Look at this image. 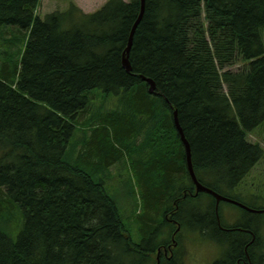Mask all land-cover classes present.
Masks as SVG:
<instances>
[{
  "label": "trees",
  "instance_id": "16d2710c",
  "mask_svg": "<svg viewBox=\"0 0 264 264\" xmlns=\"http://www.w3.org/2000/svg\"><path fill=\"white\" fill-rule=\"evenodd\" d=\"M39 1L0 0V264H157L161 247L159 264H182L185 218L222 246L212 264H264V213L235 239L210 193V208L185 211L205 192L174 121L198 180L240 201L230 194L264 159L248 139L264 126V0H146L130 71L141 0L90 13L71 2L44 18ZM95 90L115 108H92ZM125 157L145 190L141 242L106 188Z\"/></svg>",
  "mask_w": 264,
  "mask_h": 264
},
{
  "label": "rangeland",
  "instance_id": "374dc122",
  "mask_svg": "<svg viewBox=\"0 0 264 264\" xmlns=\"http://www.w3.org/2000/svg\"><path fill=\"white\" fill-rule=\"evenodd\" d=\"M40 1L36 13L40 17L44 18L47 13H50L55 10L65 9L70 1L76 3V5L81 7L84 11L92 12V10L98 9L106 0H40ZM8 30L15 31V28L9 27ZM3 49H6V47L2 45L0 41V52ZM14 49L16 48L13 47L12 50ZM237 67L238 65L235 66L234 69H237ZM100 93H101L100 90H95L92 92V94L90 95L92 100L90 106L94 109L97 108L101 109L102 106L106 103L105 108L108 111L114 109L117 96H114L116 98L112 99L109 98L110 96L109 97L104 96L101 95ZM248 139L250 142H259L264 147V126L262 128H258L254 133L250 134L248 136ZM78 141L79 140L75 138L74 142H77L76 144H78ZM125 160L127 162L126 168H121V166H118V168L116 166H112L111 169L114 172L116 170L118 171L114 174V178H111L110 181H108V183L106 184V188L110 193V195H112L113 198L117 201L120 212L124 218L123 220L125 226L131 233L132 238L135 241L141 242V240L143 239V238L140 239L141 235L144 237L145 234L148 232V230H145L146 226L143 224V221L138 219V215L136 213H139L141 210H144L143 195L145 194V190L143 187H141L142 185L140 183L139 177L135 175L136 168L134 169V166L130 165L127 157H125ZM260 181L261 183H259ZM263 183H264V159L261 162H259L255 167H253L251 172L248 174L247 179H245L243 186L241 185L238 186L235 189V191H233L232 194L230 195L237 197L242 203L245 202L254 207L261 208L264 206V192L258 190L259 187L263 185ZM127 189L132 190L131 196L129 194L126 195ZM212 203H213L212 196L203 193L202 196H200V198H192L190 203H188L185 206V211L188 212L195 210L194 207L197 204H201L199 205L201 208H210ZM219 206H220V219L227 227H231L229 228L230 230H233L234 232L237 233L235 239H238L239 236H241L240 231L238 230L239 227H236L237 225H241V224L245 225L246 223L256 225L259 222H256L257 217L255 216V214L264 213L258 209H253L252 207H251L252 211H255L257 213L248 211L246 210V208L238 204L231 203L229 201L226 202L223 201L220 203ZM161 211H163L162 213H165L164 207H162ZM162 213L159 212V215H162ZM149 215L154 218L157 217L156 212L154 211L150 212ZM130 218L140 223L141 227L137 225L134 227L133 225H131ZM260 218L261 221H263L264 214H262ZM185 219H186L185 227L187 228V230L194 231L192 229L197 227L198 225L191 223L192 221L190 222V218H185ZM172 222L174 223V221ZM259 225L264 226L262 223H259ZM155 226H156L155 231H157L158 229L160 235L161 232L160 230L163 229V227H161V225L160 224L158 225L157 223H155ZM158 227H161V229ZM191 231L186 239L187 252L184 254V264H212L215 260L221 257V255L224 253V250L220 245V243L216 241L213 232L209 234H204L203 232L198 230L194 232ZM206 231L208 233V230ZM169 232L171 231L167 229L164 234L165 238L169 236ZM243 238L247 239V235L244 234ZM170 239L171 238H169L168 239L169 241L166 243H169ZM175 247L176 246H173L172 249ZM160 249L162 250L164 249V247L158 248L157 255L155 254V256H159V252L161 251Z\"/></svg>",
  "mask_w": 264,
  "mask_h": 264
},
{
  "label": "water",
  "instance_id": "95a60500",
  "mask_svg": "<svg viewBox=\"0 0 264 264\" xmlns=\"http://www.w3.org/2000/svg\"><path fill=\"white\" fill-rule=\"evenodd\" d=\"M145 1L146 0H141V11H140V15L137 19V22L136 24L133 26L132 28V31L130 33V38H129V41H128V46L126 48V51L123 55V66L128 70L130 71L131 70V66H130V62H129V53H130V49H131V46H132V36L134 34V30L136 28V25L138 24V22L141 20V18L143 17V13H144V9H145ZM149 84H150V90L153 91L154 90V82L152 80H149ZM175 122H176V125H177V128L180 132V135H181V139H182V142L183 144L185 145V150L187 151V160H188V169L192 175V178L196 180V175L194 173V170L192 169L193 167V163H192V158H191V147H190V144L189 142L186 140L183 132H182V128L180 127L179 125V122H178V118H177V114L175 112ZM196 188H197V193L200 191V190H208V191H211L207 188L204 187V185L200 184V183H197L196 185ZM213 195H215L216 199H217V206L219 205L220 201L221 200H224V201H229L231 203H236V204H240V206L244 207L245 208V205L239 203L238 201H235L234 199H231L229 197H226V196H223V195H220L216 192L213 193Z\"/></svg>",
  "mask_w": 264,
  "mask_h": 264
},
{
  "label": "bare ground",
  "instance_id": "6f19581e",
  "mask_svg": "<svg viewBox=\"0 0 264 264\" xmlns=\"http://www.w3.org/2000/svg\"><path fill=\"white\" fill-rule=\"evenodd\" d=\"M136 22H137V20H136ZM136 22L134 23V25L136 24ZM133 25V26H134ZM132 31V30H131ZM134 32H135V30H134ZM133 36H134V34H133ZM133 36H132V41H133ZM130 38V37H129ZM128 46V45H127ZM127 48V47H126ZM126 51V50H125ZM125 53V52H124ZM124 55V54H123ZM122 61H123V59H122ZM130 62V61H129ZM122 64H123V62H122ZM131 66V65H130ZM124 67V66H123ZM125 68V67H124ZM126 69V68H125ZM148 83H149V81H148V78H144ZM149 80H152V79H149ZM153 81V80H152ZM150 86V85H149ZM149 92L151 93L152 91L150 90V87H149ZM174 121H175V118H174ZM175 125H176V122H175ZM176 127H177V125H176ZM177 130H178V128H177ZM178 132H179V130H178ZM183 132V131H182ZM180 133V132H179ZM185 153H186V162L188 163V160H187V157H188V155H187V151L185 150ZM192 154V153H191ZM191 158H192V155H191ZM187 166H188V164H187ZM192 169L194 170V167H192ZM188 171H189V169H188ZM189 173H190V171H189ZM194 173H195V171H194ZM190 175H191V173H190ZM195 175H196V173H195ZM191 178H192V175H191ZM192 180H193V182L195 183V185H197V183H200V184H202L199 180H198V178H197V176H196V180L195 179H193L192 178ZM202 185H204V184H202ZM204 187L205 188H207V189H209V190H211V191H208V190H200L198 193H200V192H207V193H210L211 195H213V193L214 192H216L215 190H213V189H211V188H209L208 186H206V185H204ZM196 191H197V188H196ZM197 192H196V194H198ZM216 193H218V192H216ZM218 194H220V193H218ZM220 195H222V194H220ZM214 197H215V195H213ZM215 199H216V197H215ZM232 199V198H231ZM235 200V199H234ZM235 201H237V200H235ZM216 202H217V199H216ZM226 202V201H225ZM239 203H241V204H243V205H245L244 203H242V202H240V201H238ZM217 204V203H216ZM236 204V203H235ZM238 205H240V204H238ZM218 207L219 206H217V210H218ZM245 208L247 209V210H252V208H250V207H248V206H246L245 205ZM222 217V216H221ZM221 221V220H220ZM218 226V225H217ZM241 241V240H240ZM263 247V246H262ZM229 255V254H228ZM257 259V258H256Z\"/></svg>",
  "mask_w": 264,
  "mask_h": 264
},
{
  "label": "flooded vegetation",
  "instance_id": "af4514ba",
  "mask_svg": "<svg viewBox=\"0 0 264 264\" xmlns=\"http://www.w3.org/2000/svg\"><path fill=\"white\" fill-rule=\"evenodd\" d=\"M169 214V213H168ZM167 217V216H166ZM175 224H177V221L176 220H173ZM177 244V240L175 239V237H173V245H176ZM173 247V246H172ZM172 247H169V248H165V256L168 258L170 255H168V251L170 250H173ZM161 250V249H160ZM162 251V250H161ZM159 256H160V252H159ZM172 256V255H171ZM170 256V257H171ZM174 256V254H173ZM183 264H184V257H183Z\"/></svg>",
  "mask_w": 264,
  "mask_h": 264
}]
</instances>
